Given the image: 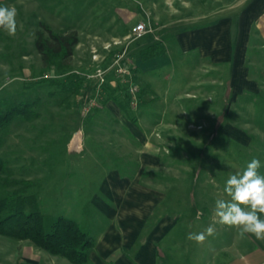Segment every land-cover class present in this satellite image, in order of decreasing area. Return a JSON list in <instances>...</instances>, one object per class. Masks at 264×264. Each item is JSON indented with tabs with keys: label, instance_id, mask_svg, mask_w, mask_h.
<instances>
[{
	"label": "rangeland",
	"instance_id": "1",
	"mask_svg": "<svg viewBox=\"0 0 264 264\" xmlns=\"http://www.w3.org/2000/svg\"><path fill=\"white\" fill-rule=\"evenodd\" d=\"M248 1L0 0V6L17 11L15 35L9 36L0 29V100H37L33 108L38 113L33 118H16L9 124L0 154L7 159L14 176L39 182L45 230L49 231L56 216L63 214L77 219L94 234L82 218L90 213L99 215L94 212L92 200L113 204L101 186L104 175L118 170L120 176L133 177L141 154L153 163L142 165L138 179H120V184L111 183L110 188L126 190L137 184L152 190V197L157 195L158 234L164 230L160 229L164 220H175L160 244L169 264H208L215 246L230 240L239 260L253 248L264 252V240L250 234L240 238L236 228L217 223L214 214L216 200L227 199L223 188L230 175L242 171L253 158L261 162L258 171L264 175V53L253 46L258 44V38L249 37L245 57L254 62L249 68L245 62L240 69L230 70L223 62L219 75L213 68L203 74L198 71L201 59L196 49L181 53L174 38L166 40L167 48L176 55L168 66L159 69L161 73L167 71L170 78L161 91V82L156 83L160 101L155 103L161 110L168 98L170 111L164 116H143L142 112V121L138 118L140 102L136 97L130 102L128 117L122 116L120 108L115 114L102 104L111 91L110 87H103L106 80L110 77L127 83L130 73L106 68L107 56L94 58L89 52L92 41H98L91 33L101 30L103 16L115 4L121 13V33H127L137 21L149 28L166 22L170 29L212 23L215 15H220L219 10L223 16L232 13L235 19L241 17L239 13ZM43 23L57 32L77 33L78 42L67 65L47 68L43 64L34 44L38 31L46 35ZM141 39L145 35L137 41ZM182 55L189 59L187 66L182 64ZM97 67L102 71L99 76L94 75ZM245 76L252 78L249 84ZM74 77L90 80L87 95L67 92L58 83ZM203 78L204 83L200 81ZM197 81L200 83L195 84ZM190 89L195 92L191 97L181 94ZM176 93H180L178 97ZM115 96L121 99V91ZM87 101H91L88 114L80 115L78 112H82L79 110ZM67 109L79 110L65 115ZM72 117L81 121L85 132L88 152L85 150L84 156L98 161L78 164L66 157L65 147L74 131ZM140 142L145 145L141 147ZM210 225L215 233L203 243L188 239L190 233L204 232ZM16 245L35 247L31 241L0 234V264H6L5 254ZM236 253L233 251V255Z\"/></svg>",
	"mask_w": 264,
	"mask_h": 264
},
{
	"label": "crops",
	"instance_id": "2",
	"mask_svg": "<svg viewBox=\"0 0 264 264\" xmlns=\"http://www.w3.org/2000/svg\"><path fill=\"white\" fill-rule=\"evenodd\" d=\"M120 14L115 4L114 7L108 8V13L104 16L101 15V17H104L100 27L101 30L91 33L92 37H96L98 41H92L89 52L90 56L94 55L97 57V55H100L104 56V58L107 56V60H104L106 68L117 69V67L121 66L124 68V72L130 73V79L127 82L129 88L131 86L135 87V90L143 88V93L138 99L140 102L138 118L140 120L142 119V112L145 113L143 116L146 114L164 116L170 111L168 98L165 99L166 103L162 106L161 110H158V103H155V101H160L156 83L158 81L161 82V91L165 81L170 78L167 71L161 73L159 69L168 66L176 55L169 51L165 43L166 40L174 38L179 45L181 53H188L190 50L196 49L198 58L201 59L200 65L197 68L202 74L207 69L213 68L214 72L217 70V74L219 75L223 62L227 63V67L230 70L240 69L245 62V67L249 68L254 62L245 57V54L247 53L249 37L251 35H255L256 39L258 38V44L252 45L257 47V49H261L264 53V0H249L244 9L239 13L241 17H236L235 19L232 13L223 16L219 10L220 15H215L212 23L187 26L179 29H170L166 22L157 23L152 25L148 33L145 32L141 35H145V39L137 41V38L141 37L139 36L132 40V42L124 38L125 32L121 33L123 26L119 23ZM252 28L254 29L252 30ZM157 41L163 44L164 51L142 59L139 55L140 51L147 44ZM121 50H123L122 56H120ZM118 56L120 57L118 58ZM182 61V64L185 63V65L189 63V59L184 58L183 55ZM91 63H95L92 58ZM108 74L111 75L112 73ZM123 76H126V74H123ZM245 77V81L249 84L252 78ZM131 78L134 80L133 83H130ZM89 81L84 79L82 88L80 89L85 95L91 90V83ZM123 81H125V78ZM200 81L203 82L205 80L203 78ZM121 82V79L115 81L109 77L105 84H103V87H112ZM199 83L198 81L195 82V84ZM193 93L195 92L190 89L181 94L191 97L194 95ZM176 94L177 96L175 97H178L180 93ZM105 106L115 114L119 109L113 99H108ZM78 110L67 109L64 113L65 115H72L76 111L78 112ZM79 111H82L81 113L78 112L80 115L86 116L88 114V112L86 114L83 111V108H80ZM80 122L75 120L74 117L70 119L71 128H74V131H72L70 140L65 147L66 157L71 158L70 160L75 159V163L78 164H82L85 160L88 163H94V161H98V158L84 156L85 150L88 152V145L84 142L85 132H83ZM143 144L145 145V142H140L141 147ZM83 150L84 152H82ZM151 160V158L139 154L138 171L130 178L120 176L118 170H110L104 175L101 186L106 190L105 194H108L113 204H101L99 200H92L94 212L99 213V215L94 216V213H90L82 218L95 232L91 234L88 231L94 237L95 244L89 249L85 262L72 263L65 256L39 248L32 242L35 245V247L33 246L35 250L30 245H24L22 248L17 245V247L13 246L5 254L4 261L6 264H169L167 254L164 253L163 246L160 247V244L162 237L167 233L175 220L169 222L167 219L164 220L160 227V229L164 230L158 234L159 220L156 214L157 195L155 194L156 197H152V190L143 188L137 184H131L132 186H129L126 190L110 188L111 183L120 184V179H124L127 182L138 179L141 174L142 165L153 163ZM107 186L108 189L106 188ZM98 195L96 194L97 197H99ZM153 214L156 215L153 216ZM17 240L30 241L29 239ZM232 245V241L230 240L228 244H220L218 248L215 246L213 257L210 255L208 264H262L264 262V252L259 250V248H253L246 253L243 259L239 260L236 248L233 250ZM233 251L236 254L233 255ZM217 255H219L218 258L216 257Z\"/></svg>",
	"mask_w": 264,
	"mask_h": 264
},
{
	"label": "trees",
	"instance_id": "3",
	"mask_svg": "<svg viewBox=\"0 0 264 264\" xmlns=\"http://www.w3.org/2000/svg\"><path fill=\"white\" fill-rule=\"evenodd\" d=\"M43 27L46 35L38 31L34 40L43 64L47 68L67 65L73 47L78 42L77 33L57 32L47 23H43ZM163 51V44L157 41L147 44L139 55L144 59ZM83 80L74 77L58 83L63 90L76 94L82 88ZM133 82L132 79L130 83ZM110 90L102 99V104L113 99L124 117H128L133 97L139 99L143 93V88L131 92L128 83H117ZM117 91H121V99L115 96ZM36 104L37 100H0V145L7 127L14 119H28L38 115L33 108ZM39 186L35 179L14 176L7 159L0 154V234L16 239H29L39 248L63 255L72 263L85 262L89 249L95 244L94 237L77 220L63 214L56 216L49 231L45 230Z\"/></svg>",
	"mask_w": 264,
	"mask_h": 264
},
{
	"label": "clouds",
	"instance_id": "4",
	"mask_svg": "<svg viewBox=\"0 0 264 264\" xmlns=\"http://www.w3.org/2000/svg\"><path fill=\"white\" fill-rule=\"evenodd\" d=\"M17 11L14 7L0 6V29L9 36L16 33ZM261 162L253 158L246 167L230 175L223 188L227 199L219 198L215 202L214 214L217 223L238 230L240 238L246 234L257 240H264V175L259 173ZM215 233L209 226L204 232L190 233L188 239L203 243L208 236Z\"/></svg>",
	"mask_w": 264,
	"mask_h": 264
},
{
	"label": "built area",
	"instance_id": "5",
	"mask_svg": "<svg viewBox=\"0 0 264 264\" xmlns=\"http://www.w3.org/2000/svg\"><path fill=\"white\" fill-rule=\"evenodd\" d=\"M149 29L150 28L147 27L146 24L143 21H137V22H135L134 24H132L130 26V28L128 29V32L124 35V38L127 39V40L137 38V37L141 36L142 34H144L145 32H147ZM93 57L94 58H97L94 55H93ZM117 69L119 71H124V68L121 67V66L118 67ZM101 74H102L101 68L100 67H97L94 75H98L99 76ZM129 89L132 92L135 91V87H133V86H131ZM90 102H86L83 105V111L84 112H87L89 110L90 105H91Z\"/></svg>",
	"mask_w": 264,
	"mask_h": 264
}]
</instances>
